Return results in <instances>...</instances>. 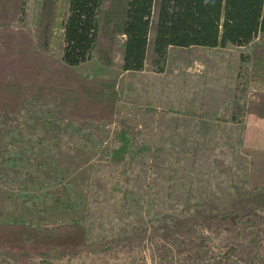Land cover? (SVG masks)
<instances>
[{
	"label": "rangeland",
	"instance_id": "obj_1",
	"mask_svg": "<svg viewBox=\"0 0 264 264\" xmlns=\"http://www.w3.org/2000/svg\"><path fill=\"white\" fill-rule=\"evenodd\" d=\"M36 7L25 0L6 26L36 38ZM123 42L113 65L77 67L117 79L126 108L114 122L70 121L29 99L0 113V222L86 227L84 248L25 253L28 264H264V116L249 112V48L172 46L164 72L126 71ZM20 255L0 252V264Z\"/></svg>",
	"mask_w": 264,
	"mask_h": 264
},
{
	"label": "trees",
	"instance_id": "obj_2",
	"mask_svg": "<svg viewBox=\"0 0 264 264\" xmlns=\"http://www.w3.org/2000/svg\"><path fill=\"white\" fill-rule=\"evenodd\" d=\"M24 12L25 0H0V113H18L29 99L52 104L70 121L114 122L126 108L117 79L77 67L91 58L113 65L123 38L126 71L150 64L164 72L172 46L248 47L241 57L251 64L257 91L249 112L264 116V0H37L36 38L6 26ZM59 31L61 58L51 54ZM119 143L125 145L121 136ZM88 241L86 227L75 221L55 227L0 222V252L21 254L18 264H28L25 253H72Z\"/></svg>",
	"mask_w": 264,
	"mask_h": 264
}]
</instances>
